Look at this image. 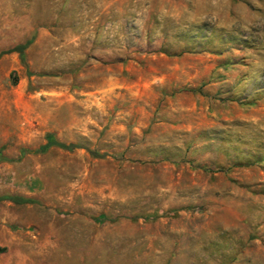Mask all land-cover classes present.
<instances>
[{
  "label": "rangeland",
  "instance_id": "1",
  "mask_svg": "<svg viewBox=\"0 0 264 264\" xmlns=\"http://www.w3.org/2000/svg\"><path fill=\"white\" fill-rule=\"evenodd\" d=\"M0 264H264V0H0Z\"/></svg>",
  "mask_w": 264,
  "mask_h": 264
},
{
  "label": "trees",
  "instance_id": "2",
  "mask_svg": "<svg viewBox=\"0 0 264 264\" xmlns=\"http://www.w3.org/2000/svg\"><path fill=\"white\" fill-rule=\"evenodd\" d=\"M28 42L22 44V45H19V46H16L13 48L12 51H15L18 53V56H19V59L20 61L22 62V56H23V49L27 46ZM51 146H56V147H59V148H62V149H65V150H70L72 149V146L71 145H62V144H58L57 142H55L53 140V138L51 136H47L46 137V143L40 147V151H44L45 149H47L48 147H51ZM9 200L13 201L14 203H27L29 202V200L27 199H23V198H8Z\"/></svg>",
  "mask_w": 264,
  "mask_h": 264
}]
</instances>
